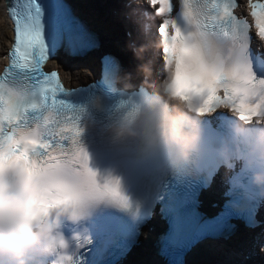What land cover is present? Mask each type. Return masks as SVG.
Returning <instances> with one entry per match:
<instances>
[{"label":"snow or ice","instance_id":"obj_1","mask_svg":"<svg viewBox=\"0 0 264 264\" xmlns=\"http://www.w3.org/2000/svg\"><path fill=\"white\" fill-rule=\"evenodd\" d=\"M157 5L154 14L163 17L158 28L163 65L175 60L177 93L202 100V111L223 103L242 118L264 117V58L250 50V26L234 15L236 0H179L175 18H169L172 0H150L151 7ZM250 7L264 40V3L250 0ZM7 11L15 39L5 57L10 65L0 75V155L14 162L24 157L23 145L35 144L36 153L27 158L36 165L32 175L38 183H54L58 169L75 167L88 178L89 196L127 207L119 181L98 184L89 156L79 146L78 113L62 99L73 92L62 87L55 71L42 70L59 51L75 58L98 47V41L64 0H11ZM120 70L115 57L103 58V72L113 81ZM221 89L223 98L217 95ZM63 141H70L71 147L65 148ZM55 188L58 194L66 193L62 184L55 183ZM81 197L78 190L71 194L68 206L73 211Z\"/></svg>","mask_w":264,"mask_h":264},{"label":"clouds","instance_id":"obj_2","mask_svg":"<svg viewBox=\"0 0 264 264\" xmlns=\"http://www.w3.org/2000/svg\"><path fill=\"white\" fill-rule=\"evenodd\" d=\"M144 3L150 6V0ZM129 8L126 18L136 26L137 39L130 41L127 48L139 62L141 85L132 89L126 83L120 90L115 134L118 138H141L146 152L167 150L177 164L190 165L199 152L203 116L211 113L202 111V100L177 93L173 87L174 61L163 65L166 79L156 90L152 57L160 42L153 39L152 27L159 16L132 4ZM214 108L234 120L231 138L225 139L220 148L226 170L236 163L245 166L252 172V183L264 196V117L242 118L223 103ZM23 149L24 157L14 162L0 155V264H47V258L52 256L57 257V264H75L70 242L58 230L60 218L80 219L84 210L100 199L88 195V178L75 167L58 169L54 183H38L32 175L36 165L27 158L36 153V146L25 144ZM106 181L101 183L97 173L98 184ZM55 183L62 184L66 193L58 194ZM76 190L82 197L73 211L68 201Z\"/></svg>","mask_w":264,"mask_h":264},{"label":"bare ground","instance_id":"obj_3","mask_svg":"<svg viewBox=\"0 0 264 264\" xmlns=\"http://www.w3.org/2000/svg\"><path fill=\"white\" fill-rule=\"evenodd\" d=\"M78 6H79V8L82 9V10L85 9V7L88 8L89 6H90V9H91V10H96V9H97V7H96V5H95V3H94V0H79V1H78ZM88 16H89L91 19H93L94 14L91 13V14H88ZM95 25H96V27H97L99 30L103 31L104 34H106L107 42H108V44L105 45L106 49L112 50V44H111V33L113 32V30L111 29V27H110L108 24L101 23V22H99V21H96V22H95ZM155 40H156V38H155ZM115 42H116L118 45H121V43H122L120 40H115ZM97 52L100 53V50H98ZM153 60H154V64H155L156 61H159V63L161 62V58H160V56H159V52H158V50H156V54L153 56ZM94 62H95V60H94ZM155 65H156V64H155ZM61 66L67 71V75H68V77H69L68 69L65 68V67H67V66H65L64 64H61ZM90 67H96V64H91ZM83 68H85V66H84ZM76 72H78V71H76ZM85 77H86V73H79V74H74L72 79H73V81H78V80L83 79V78H85ZM156 88H158V85H157V84H156ZM157 91H158V89H157ZM251 226H254V224H252ZM196 241H198V240H196ZM197 245H198V244H197ZM198 250H199V253L204 254V255H206V256L209 257L207 260L213 262L214 264H219L220 261L217 260V257H216V256H214V255H212V256H211V255H207L205 252H201V250L199 249V246H198ZM214 257H216V259H215ZM156 260H157V259H156ZM124 261H125V260H124ZM129 261L134 262V260H129ZM124 263H125V262H124ZM222 263H223V262H222ZM223 264H224V263H223Z\"/></svg>","mask_w":264,"mask_h":264}]
</instances>
